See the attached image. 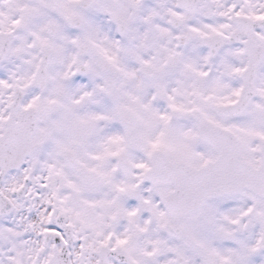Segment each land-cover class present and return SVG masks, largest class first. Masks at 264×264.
I'll return each mask as SVG.
<instances>
[{
    "label": "snow or ice",
    "instance_id": "1",
    "mask_svg": "<svg viewBox=\"0 0 264 264\" xmlns=\"http://www.w3.org/2000/svg\"><path fill=\"white\" fill-rule=\"evenodd\" d=\"M0 264H264V0H0Z\"/></svg>",
    "mask_w": 264,
    "mask_h": 264
}]
</instances>
